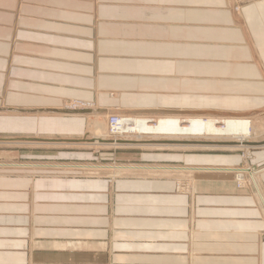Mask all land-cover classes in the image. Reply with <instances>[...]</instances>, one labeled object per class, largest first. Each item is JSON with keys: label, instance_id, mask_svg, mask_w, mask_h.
Instances as JSON below:
<instances>
[{"label": "crops", "instance_id": "crops-1", "mask_svg": "<svg viewBox=\"0 0 264 264\" xmlns=\"http://www.w3.org/2000/svg\"><path fill=\"white\" fill-rule=\"evenodd\" d=\"M67 100L99 113L263 111L264 0H0V143L67 145L4 156L97 161ZM140 160L180 169L185 186L0 164V264H264V147L250 161L256 190L208 169L240 167L239 154Z\"/></svg>", "mask_w": 264, "mask_h": 264}, {"label": "rangeland", "instance_id": "rangeland-1", "mask_svg": "<svg viewBox=\"0 0 264 264\" xmlns=\"http://www.w3.org/2000/svg\"><path fill=\"white\" fill-rule=\"evenodd\" d=\"M240 6L241 5L236 4L232 7V10L235 13H238ZM78 102L79 100L78 101L67 100L66 102H64L61 105V108L64 111L63 115L82 117L84 118V120L87 121V123L89 124V127L87 129L88 133H86L85 137L92 138L93 143L95 145L94 146H80V147L82 148L84 147L83 149L85 150L83 151H88V152L93 153L94 155L100 156V158L97 161H94V160L47 161V160H39V159H27L26 157H23V156L20 158H9L10 156H4V155H8V154L11 155L10 152H14V154L17 152L20 154H22L23 152H43V151L52 152V151H56L54 148V147H57L56 145L61 146V147H66L67 145L66 144L64 145L54 144V143L43 144V143H37L34 140H18L19 142H22L19 144V143H13L12 140L8 139L7 141L5 140L0 143V164L5 163V162L6 163H18V164L19 163L20 164H23V163L24 164L26 163L40 164L44 162L51 163V164H74V165L79 166L81 169H83V171L80 172L82 175L91 176V177L92 176H103L109 179L118 178L123 175L125 176L126 175L169 176V177H173L174 179H176L178 181V186L182 189V187L185 186L184 182H185V177L187 176V174L182 172L180 169H177L179 167L176 168L178 171L176 170L173 172H168L166 170H171L173 167L171 169H167L161 166H154V165L149 166L150 168H153L151 170L162 169L163 172L161 173L159 172L155 173V171L154 172L153 171L132 172L131 169H138L142 167L141 165L146 166L145 164L147 163L142 162L140 160V156L142 154L153 155L156 153H163V154L165 153L169 155H175L177 153L239 154L241 158V162H242L241 167L242 166L245 167L246 161L245 160L243 161L242 158L243 157L245 158L247 153H250L253 159V152L256 151L257 148L259 147H264V110L257 111V112H251V113H244V114H235V115H216V116L197 115L194 118V117H189L181 113H175V114H167V113H159V112L128 113L126 111H121L116 108H114V110L110 112L99 113L98 111H96L98 110V108H96L97 106L94 103L86 102V101H80V102L82 104L85 103L84 105H86V103L91 104V105H88L85 108H81L85 110V111L83 110V112H73L72 110L67 109V108H72L70 106L74 104H78ZM112 115H119L117 118H118V121H119L118 124L120 125V127L122 126V122H121L123 121L122 119H127V124L130 122V120L128 119H131V118L132 120H145L146 124L154 126L156 124V121H158L159 119L170 118V117L177 118V119L179 118L180 122L182 123V126H187L188 123L192 119L198 118L201 121L213 119L219 127H222V125L220 124L222 120L225 121L227 119L234 118V116L236 118L244 117V118H247L252 123L251 137L246 138L244 140L245 143H249V145H251L250 146L251 148L249 149L237 148L236 146L238 144L236 140H233L231 138H226V137L213 138L211 136H207V137L200 136L199 137L198 135H191L189 137H177V138H167L164 136H159V137L156 136L154 138L152 134H147L146 136V134L144 133H139V134L134 133L133 131L135 130L131 129L132 126L130 125V123L127 125V127H129L128 129L126 127V129L120 131L119 133L112 134L110 130V125H109V118ZM96 126H100L99 127L100 130L95 129ZM94 137H99L101 141ZM4 139H7V138H4ZM233 141L234 143H232ZM27 142L31 143L30 146L27 145ZM100 144H108L109 146L100 145ZM215 145H217L218 147ZM43 147H47V148H43ZM6 151L8 153H6ZM148 164H154V163H148ZM248 165H250V162ZM83 166H85V168H83ZM231 168L233 169V167ZM208 169L223 171V169H230V168L222 169L221 167H215V168L211 167ZM230 174L233 175V178L235 179L236 184L239 185L238 184L239 182L236 179V175L233 173H230ZM256 178L257 176H255L253 180L255 181ZM241 181L243 183L242 185L243 188L250 185L256 190L255 186L251 182V179H249V176L244 175V178H242ZM261 210L264 212L262 207H261ZM262 235H264V232L262 233Z\"/></svg>", "mask_w": 264, "mask_h": 264}, {"label": "bare ground", "instance_id": "bare-ground-1", "mask_svg": "<svg viewBox=\"0 0 264 264\" xmlns=\"http://www.w3.org/2000/svg\"><path fill=\"white\" fill-rule=\"evenodd\" d=\"M87 105H91V104H87ZM194 118H195V116H194ZM185 119H187V118H185ZM122 120H123V121H121L122 126L120 128L121 130L126 129L127 125L130 123V125L132 126L131 129L135 130V131H133L134 133H136V134L144 133V134H146V136H147V134H152L154 136V138L156 136L157 137L164 136L167 138H177V137H189L191 135H198L199 137L200 136H202V137L211 136L213 138H219V137L224 138V137H226V138H231L233 140H236V142L238 144V145L236 144L237 148H246V149L251 148L250 147L251 145H249V143H245L244 140L246 138L251 137L252 123H251V121H249L247 118H244V117L243 118L242 117L236 118L234 116V118H230V119H227L225 121L220 119V120H222V122L219 121L220 124L222 125V127H219L213 119H208L206 121H201L198 118L192 119L190 122L188 121L189 123L187 126H182V123L180 122L179 118L177 119V118H172V117L161 118L158 121H156V124L154 126L146 124L145 120H132V118H131V119H128V120H130V122L128 124H127V119H122ZM118 126H120V125H118ZM99 127L100 126H96L95 129L100 130ZM128 128L129 127H127V129ZM149 136H151V135H149ZM153 136H151V137H153ZM94 138L100 140L99 137H94ZM232 143H234V141ZM100 145L109 146L108 144H100ZM215 146H217V145H215ZM83 168H85V166H83Z\"/></svg>", "mask_w": 264, "mask_h": 264}, {"label": "built area", "instance_id": "built-area-1", "mask_svg": "<svg viewBox=\"0 0 264 264\" xmlns=\"http://www.w3.org/2000/svg\"><path fill=\"white\" fill-rule=\"evenodd\" d=\"M85 104V103H84ZM84 104H81V102L80 103H78V104H74V105H71L70 107H72V108H67V109H70V110H72L73 112H83V110L84 109H81V108H85V107H87L88 105L86 104V105H84ZM85 111V110H84ZM119 115H112V116H110V118H109V125H110V130H111V133L113 134H117V133H119L120 131H122L120 128V126H118L119 124H118V117ZM124 128V127H123ZM243 159V161L245 160L246 162H245V167H235V168H230V169H223V171L224 172H229V173H233V174H235L236 175V179L238 180V186L239 187H242V185H243V183H242V178H244V175H246V176H249V179H251V182H252V184L254 185V180H253V178H255V176L259 173V172H261L262 171V169H257V168H255V167H252L251 165H248L249 164V162H250V160L252 159V156H251V154L250 153H247V155H246V157L244 158H242ZM249 161V162H248ZM248 162V163H247ZM139 170H142V171H155V172H163L162 171V169H155V170H151V169H153V168H150L148 165H146V166H142V167H140V168H138ZM171 169V168H170ZM157 170V171H156ZM169 172V171H168ZM253 177V178H252ZM255 186V185H254ZM255 188H256V186H255ZM261 201V200H260ZM262 205V208H263V210H264V205H263V203L261 204ZM263 237H264V235H263Z\"/></svg>", "mask_w": 264, "mask_h": 264}]
</instances>
